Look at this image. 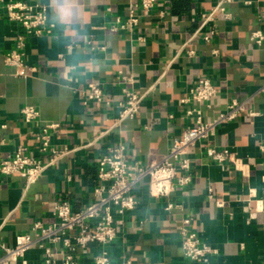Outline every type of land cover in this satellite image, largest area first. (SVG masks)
<instances>
[{
    "label": "crops",
    "instance_id": "0c3cea01",
    "mask_svg": "<svg viewBox=\"0 0 264 264\" xmlns=\"http://www.w3.org/2000/svg\"><path fill=\"white\" fill-rule=\"evenodd\" d=\"M21 1L47 5L57 30L52 37L27 38L26 69L9 67L4 55L23 30L0 18V161L20 145L37 148L35 135L47 124L60 125L53 144L68 152L33 185L18 175L0 174V245L13 248L17 236L33 234L37 221L55 222L56 202L68 201L75 211L90 205L98 161L109 147L124 144L130 161L149 167L195 124L187 116L190 108L200 109L208 123L237 100L249 101L248 109L259 116L242 114L192 147L193 182L169 199H154L148 185L139 184L137 208L118 218V235L108 251L111 264H199L187 260L181 247V222L191 217L202 241L219 251L200 264H264V42L251 41L262 28L264 0H233L227 5L230 17L217 18L218 36L211 43L204 41L210 25L202 16L221 0H159L134 34L111 27L139 0ZM99 47L105 51L93 50ZM119 71L132 75L130 89L146 96L140 115L117 126L124 100ZM199 77L210 79L218 95L209 105L183 104ZM90 83L102 86L113 107L82 105L81 92ZM26 105L40 110L38 124L24 122L20 112ZM209 148L230 149L242 170L231 162H214ZM168 200L177 206L171 212ZM97 252H81V264H94L92 253ZM23 261L45 264L44 253L33 247L21 261L6 264Z\"/></svg>",
    "mask_w": 264,
    "mask_h": 264
},
{
    "label": "built area",
    "instance_id": "2783aa9c",
    "mask_svg": "<svg viewBox=\"0 0 264 264\" xmlns=\"http://www.w3.org/2000/svg\"><path fill=\"white\" fill-rule=\"evenodd\" d=\"M233 0H221L212 11L203 15V24L210 25L209 31L203 36L206 43H211L218 36L217 18H229L227 5ZM159 4V0H139L130 4L127 15L118 17L111 27L113 32L134 34L140 27L143 15L150 13ZM0 18L9 23L20 25L22 33L15 40V48L4 55L5 64L9 67L26 69L25 46L27 38L52 37L57 25L49 19L48 6L42 3H29L21 0H0ZM262 28L251 35V41L258 46L264 42V10L259 14ZM89 44H92L91 42ZM68 49H71L69 47ZM105 51V47L93 48ZM61 58L64 55L60 56ZM37 69L30 68L34 73ZM117 83L123 89L124 100L119 103L121 108L115 125L137 117L141 113L145 94L136 93L130 89L134 84V77L123 71L117 74ZM264 92V88L262 89ZM218 95V89L208 78L199 77L188 95L182 100L188 104H207ZM82 105L101 103L113 107V102L106 98L99 83H90L88 88L81 92ZM249 101L233 100L225 112L217 119L205 123L202 121V111L190 108L187 116L194 117L192 125L181 139L174 140L167 156L149 167H142L139 163L130 161L126 157V147L119 143L109 147L98 161V183L94 189V201L80 211H75L68 201L56 202L53 208L55 222L44 225L43 222L34 223L33 234L19 235L16 245L8 248L0 245L3 252L0 264L18 262L25 253L36 247L44 253L45 264H81V252L92 253L94 264H111L109 246L118 235V218L136 210L138 205L135 189L141 183L149 187L150 196L154 199H169L177 188H186L193 182L191 174L192 163L189 151L198 142L216 136L218 126L235 121L240 115L246 114L253 119L259 113L248 109ZM21 116L27 125H36L40 122L41 112L33 105H26L21 109ZM3 128L6 126L3 125ZM60 128L59 124L41 126L35 135L37 148L31 149L20 145L14 155L0 161V174L4 176L18 175L29 185L39 181L44 171L64 157L67 148H59L53 144V135ZM264 150V146H261ZM207 156L218 164L231 162L236 169L242 170L243 163L235 158V154L228 148H209ZM183 173V174H182ZM176 205L168 200L166 210L171 212ZM193 218H185L181 222L180 237L184 257L195 263H205L219 255L216 248L204 243L200 235L192 227ZM26 264L25 261L22 262Z\"/></svg>",
    "mask_w": 264,
    "mask_h": 264
}]
</instances>
